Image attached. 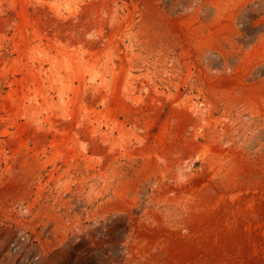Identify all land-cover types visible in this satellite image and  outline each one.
Wrapping results in <instances>:
<instances>
[{
    "label": "rangeland",
    "instance_id": "rangeland-1",
    "mask_svg": "<svg viewBox=\"0 0 264 264\" xmlns=\"http://www.w3.org/2000/svg\"><path fill=\"white\" fill-rule=\"evenodd\" d=\"M0 264H264V0H0Z\"/></svg>",
    "mask_w": 264,
    "mask_h": 264
}]
</instances>
